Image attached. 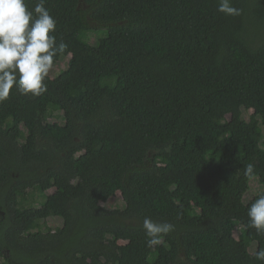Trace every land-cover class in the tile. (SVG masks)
Instances as JSON below:
<instances>
[{
    "label": "trees",
    "instance_id": "16d2710c",
    "mask_svg": "<svg viewBox=\"0 0 264 264\" xmlns=\"http://www.w3.org/2000/svg\"><path fill=\"white\" fill-rule=\"evenodd\" d=\"M231 4L47 0L68 65L0 102V264H262L264 0ZM145 217L174 230L149 248Z\"/></svg>",
    "mask_w": 264,
    "mask_h": 264
},
{
    "label": "clouds",
    "instance_id": "9594fccd",
    "mask_svg": "<svg viewBox=\"0 0 264 264\" xmlns=\"http://www.w3.org/2000/svg\"><path fill=\"white\" fill-rule=\"evenodd\" d=\"M47 0H38L29 9L26 0H0V102L7 100L15 88L23 95L39 96L47 91L46 79L54 66V58L67 49L57 44V22L45 7ZM217 10L225 15H239L240 9L231 0H218ZM254 164L244 165V175L252 177ZM248 227L264 234V194L248 207ZM149 248L159 245L161 235L174 230L168 222L156 223L150 217L143 220ZM264 264V249L256 254Z\"/></svg>",
    "mask_w": 264,
    "mask_h": 264
},
{
    "label": "rangeland",
    "instance_id": "374dc122",
    "mask_svg": "<svg viewBox=\"0 0 264 264\" xmlns=\"http://www.w3.org/2000/svg\"><path fill=\"white\" fill-rule=\"evenodd\" d=\"M92 41H95V39L93 38ZM67 57V56H66ZM68 65V59L67 58H62L55 66H53V68L51 69L49 75L51 77L56 76L61 70L65 69ZM244 116L246 119H248L249 115H251L253 112L252 110H248V111H244ZM51 121H54V119H51ZM257 178V177H256ZM252 179L251 181V189L250 191L247 193V195L245 196V200L246 201H250L253 199V197L258 194L259 192H261L263 190V187L261 186L260 182L258 179ZM32 196L29 197V202H32L33 199H35V201L39 202L41 198H43V196H41L39 193L37 192H31ZM104 204V203H102ZM106 205L110 208H115V207H119L122 208L124 207V201L122 199V196L120 194V192H118L113 198H111L108 203H106ZM47 225L51 226L52 228L55 227H60L63 225V221L60 218H49L47 220ZM256 248V244H254L251 248V251L253 252Z\"/></svg>",
    "mask_w": 264,
    "mask_h": 264
}]
</instances>
